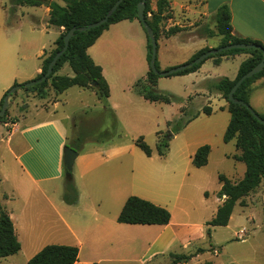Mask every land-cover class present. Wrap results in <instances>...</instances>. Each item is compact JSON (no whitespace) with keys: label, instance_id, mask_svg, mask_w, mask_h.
Instances as JSON below:
<instances>
[{"label":"crops","instance_id":"obj_1","mask_svg":"<svg viewBox=\"0 0 264 264\" xmlns=\"http://www.w3.org/2000/svg\"><path fill=\"white\" fill-rule=\"evenodd\" d=\"M51 1L63 4L61 0ZM167 1L169 14L159 25L160 35L156 41V60H159L161 64V71L186 63L201 49H214L219 46L221 36L217 34L216 28L214 30L213 27H207L206 24L212 20L215 25V14L222 5H226L229 9L234 36L256 40L264 45V0ZM6 2L7 0H0V101L3 94L14 84L32 81L41 73L43 58L54 48L55 40L64 30L63 27H56L48 23L49 8L46 5L14 6L13 4L8 5ZM155 9L154 0V7L151 6V10L155 11ZM15 13H19V15L14 16ZM148 15L150 14L148 13ZM197 19L202 20L205 28L197 31L198 26L191 29L186 27V24L190 25L191 21ZM135 24H139L144 30L136 19L122 20L109 25L95 43L87 49L93 62L101 68V74L108 86L109 95L104 101L98 99L95 92L88 88L72 86L58 94L50 88L47 96L54 97V101L46 107L40 106L41 111L45 112V116L39 121L24 127L19 126L17 121L12 123L8 130L5 128L7 122L0 124L8 134L4 140L5 147H3L6 152L5 156L13 160L9 166L11 169L10 190L2 191L4 194L1 199L5 203L4 206L1 205L9 214L20 244L19 251L0 258V264H27L32 256L44 246L51 244L76 246L78 259L74 264L125 263V261H130L127 259L128 254L150 234L154 235L147 251L151 247H161L171 228H176L177 235L182 233L189 235L192 229L201 231L207 227L206 223L214 217L218 206L222 203L223 199L217 198V203L214 206L208 204L205 207L204 201H202L203 206L200 207L188 205L185 202L187 201L186 197L183 198V194L180 192L174 196L177 205H173L172 209L176 210L173 212L167 204L158 202L160 200L147 198L140 194L139 197L168 209L171 214L169 223L166 225L118 223L116 217L124 204L122 188L126 185H122L120 190L117 188L118 178L115 174L117 166L112 162L119 155H129L130 151L134 152V148L137 147L125 142H93L90 145H78L76 147L78 150L74 149L78 152V156L72 166L71 179L77 191V200L74 204H66L63 201V183L66 182L63 147L69 137L73 135L74 130L66 122L70 118L69 115L65 114L62 117L57 112L62 100L65 99L66 104L73 107L71 115H74V118L88 113L101 114L111 123L114 122V126H121L124 130L126 128L120 120L124 115L133 116V111L136 110L139 117L141 116L143 119V116H147L145 113H149L148 109L160 108V106L162 109V106L167 105L170 109V117L163 119V126H165L160 127L159 121L155 123V129H157L155 134L158 141L157 133L168 131L167 123L177 119L181 115L180 110L184 108L186 111L190 110L189 105L194 104L195 101H201L198 102V107L195 109L194 114L197 116L184 127L183 132L196 120L205 116L201 110L204 104L211 108V113L215 110H227V103L215 85L223 78L233 81L241 63L250 57L248 53L229 54L222 56L218 63H215L214 58H207L194 72L176 76L177 83L180 85L179 92L163 88L157 89L160 93L172 95L173 101L170 103L150 102L134 88L138 80L145 78L149 69L147 39L144 36L146 32L138 33L139 29ZM174 26L181 30L165 36L164 33ZM22 28L24 31L21 30ZM24 35L25 39L19 41L18 37ZM130 35L134 36L138 48L133 47V38L131 39ZM114 58H119L120 62H123V71L114 75L113 79L112 74L107 70L113 68L110 63ZM127 61H135L136 64L127 66ZM54 75L73 76V72L66 62L57 69ZM157 84L158 80L156 87ZM32 96L39 98L34 92H32ZM263 96L264 77H261L249 85L248 103L253 110L260 107L259 100ZM43 99L40 98L39 102L42 100L41 103H43ZM171 117L172 120L169 119ZM20 119L26 120L27 118L20 115ZM182 131L173 134L172 138H178L183 134ZM205 135H207L205 138L209 137L210 133H205ZM2 136L3 134L0 135V137ZM209 140L194 144L191 150L185 146L182 153L186 152V164H191L192 168L201 171L208 166L213 153V146ZM215 140H217V144L220 141L218 138ZM232 142L234 144V140ZM172 143L169 141L165 156L161 157L155 153L160 159H155L154 153L149 157L143 153L146 156L144 158L138 153V162L132 161V167L134 164L139 170L138 175L142 173L146 177H152L153 170L157 171L161 177L160 171L164 165L161 163V158H166L171 153ZM204 144L209 145L207 163L196 168L192 164V157L195 151ZM236 151L237 153L234 155L239 154V150L236 149ZM156 160L159 161L156 162ZM108 163L112 165H107ZM94 171H98L96 180L93 178ZM171 178L174 182L175 180L179 182V190L186 182L189 187L203 192L205 201L209 198L204 188L207 182L201 173L195 174L192 180H186L181 169L177 168V175L169 176L170 180ZM62 179H64L63 182ZM106 179L109 181L108 189H94L93 186L97 183L101 184V181ZM6 180L5 177H0V190ZM219 184L221 187L220 182ZM250 194L244 197L247 200L246 206L248 201L253 200L258 194H264V180ZM242 199L237 201L235 206H240ZM248 219L252 221V218L248 217ZM231 220L232 214L228 224L220 227L230 228ZM216 228L218 227H211L210 235ZM254 232L249 227L242 225L238 230H233L223 242L215 241L210 247L212 257L205 264H264V254L260 247H257V249L260 248L259 250L254 248L255 252H251V255L248 254V250L243 248H237V252L228 250L232 244H253L256 240ZM237 234H239V239ZM188 242L186 241L183 246L188 245ZM85 247L91 249L94 258L83 259L82 252ZM160 252L161 250H155L149 255L146 254L147 256L144 254L143 261L155 257Z\"/></svg>","mask_w":264,"mask_h":264},{"label":"trees","instance_id":"obj_2","mask_svg":"<svg viewBox=\"0 0 264 264\" xmlns=\"http://www.w3.org/2000/svg\"><path fill=\"white\" fill-rule=\"evenodd\" d=\"M61 1L63 4L51 0H10L11 4L14 6L46 5L49 8L48 23L56 27H63L64 29L55 40L54 48L49 53H45L46 55L42 60L41 73L34 80L40 79L45 74L53 56L63 48V36L68 30L73 27L79 28L102 19L117 0ZM139 1L140 0H122L104 24L84 32L75 31L68 42L66 50L57 59L53 66L52 73L47 79L34 86L24 87L25 90L34 92L39 98H45L50 88L58 94L72 86H77L93 90L98 99L104 101L109 95L108 86L101 74V68L93 62L87 53V49L95 43L96 39L108 28L109 25L122 20H138L137 4ZM155 7V11H152L150 0H145L144 17L157 41L160 35L159 25L169 14L168 1L155 0ZM148 13L150 16H148ZM215 27L217 34L221 36V42L218 47L227 44L247 43L258 47V49H233L207 57L214 58L215 63H218L220 58L225 55L235 53L250 54V57L243 61L239 66L237 76L233 81L223 78L215 85V88L226 100L227 110L230 114V120L224 132L223 141L230 142L234 140L235 148L239 150V154L234 155L233 159L244 163L245 172L243 178L238 182H232L224 175H218V181L221 183L218 196L219 198H222L223 201L218 206L214 217L206 223L209 227L226 226L237 201L248 196L264 180V125L258 122L246 107L232 103L228 100V93L235 82L261 61L264 52V45L259 41L236 37L232 34L230 12L226 5L220 6L215 14ZM180 30L181 28L177 26L170 27L164 34L165 36H169ZM208 50V48L199 50L186 63L193 61ZM150 56L151 43L147 36V62L149 69L145 78L143 80H138L135 83L134 88L144 99L150 102L158 101L170 103L174 100L172 95L163 94L156 90V83L160 75L154 73L150 69ZM66 62L70 66L73 76H55L54 73L57 69ZM202 63L203 61L198 64H193L191 67L169 74L167 77L180 76L194 72ZM155 67L160 71L156 59ZM261 77H264V66L259 73L242 82L235 91L233 95L234 98L249 105V85L254 80ZM92 83L95 84L92 85ZM13 86H15V84ZM8 91L9 90L3 94L0 101V107ZM254 112L264 120L263 115L258 114L255 110ZM202 113L209 115L211 113V108L204 106L202 108ZM196 116L197 114L185 121L178 118L175 121L168 122L167 127L169 130L164 133H157V155L161 157L165 156L172 135L178 133ZM6 122L8 121L5 112V115L0 116V123ZM11 123H15V119L11 121ZM168 132L172 133L170 137ZM161 134L164 135V139L162 140L160 139ZM135 146H137L148 157L153 154L152 149L144 142L142 137L135 140ZM208 153V145L200 146L192 157L193 166L199 168L206 165ZM76 200L77 191L72 180L66 181L63 191V201L66 204H74ZM240 203H242V201ZM170 218V212L164 207H160L147 200L131 195L125 200L116 217V221L124 224L166 225L169 223ZM207 236H210L209 229H207ZM19 249L20 244L16 238L9 214L3 207H0V258L15 254ZM201 252H203V250L198 249L194 254L190 255L172 254L171 256L173 259L171 264L187 262ZM77 259L78 248L76 246L51 244L44 246L39 252L32 256L27 264H74ZM92 264L98 263L93 262Z\"/></svg>","mask_w":264,"mask_h":264},{"label":"rangeland","instance_id":"obj_3","mask_svg":"<svg viewBox=\"0 0 264 264\" xmlns=\"http://www.w3.org/2000/svg\"><path fill=\"white\" fill-rule=\"evenodd\" d=\"M6 3L8 5H11L10 0H7ZM150 4V6L154 7V0H150ZM18 15L19 13L14 14V16ZM135 25L137 29H139L138 33L144 34L145 31L142 30L139 24ZM186 25L188 29L198 26L197 31H200L201 29H203V27L205 28V24H203L201 19L191 21L190 25L189 23ZM206 26L213 27L212 29L214 30L216 28L212 20H210L206 24ZM24 29L27 32V28L25 25ZM21 30H23V28ZM144 36H146V34ZM25 37V35L19 36L18 40H23L25 39ZM132 38L133 47L138 48V44L134 40V36H131V39ZM145 38L147 39V36ZM156 62L159 70L161 71V64L159 63V60H156ZM135 64V61H127L126 65L131 66ZM110 66L113 68H108L107 72H110V74H112L111 77L113 79L115 77L114 75H118L121 71H123V62H120L119 58H114V60L111 61ZM176 79V76H160L158 79L156 90H161V88H163L172 92H179L180 85L177 83ZM25 83L26 82L18 84L16 83L15 86L17 85L19 86V88L8 99V107L6 109L8 122L5 126L7 130L10 129L12 124L11 121H13L14 119L15 122L18 121V124H20L19 126L22 127L34 124L35 122L39 121L45 116V112L41 111L42 109L40 108V106L46 107L48 104L54 101V97L48 95L43 99V103H41L42 100L41 102H39L40 98L32 96L31 91L25 90ZM259 101L261 102V105L259 108L256 107L255 111L260 115H264V96L261 97ZM198 102L195 101L194 104H190L188 108L191 109L188 111H186L185 108L183 110H180L181 115H179L177 119L180 118L181 120L185 121L189 117L193 116V114L196 112L195 109L198 107ZM204 106L206 105L204 104ZM71 110H73V107L67 105L65 99L61 101L57 109L59 116L64 117L65 114L69 115L70 118L66 122L74 130L73 135L69 137V140L66 145H64V147L68 146L72 149H75L78 145H90L93 142H125L130 145H135V140L139 137H142L144 142L152 149L154 153L153 157L155 159H160L156 155L157 136L155 132L157 129H155V123L156 121H159L160 127L163 126V119L168 118V116L170 117L169 106L164 105L162 106V109L161 106L160 108H150L148 109L149 113L144 112L147 116H143V119H141V116L139 117V114L136 110L133 111V116H130L128 114L124 115L123 119L121 117L120 120L121 122H123L126 130H124L121 126H114V122L111 123V121H108V119L104 118V116L101 114L93 115L92 113H88L85 115L82 114L80 117L76 116L74 118V115H71ZM20 115L26 116L27 119L21 120ZM169 119L172 120V117ZM177 119H173V121ZM229 119L230 114L227 110H215V112H212L209 115H205L202 118L196 120L186 130H184V132L182 130L185 128L181 129L183 134H181L178 138L173 139L171 137L170 141L173 142L171 153L166 158H161V163L164 164L160 171L161 177L159 176L160 174L157 171L153 170V175L151 174L152 177L147 176V178L142 173L141 175H138L139 170L134 164L132 167V161H134L135 163L138 162V153H140L143 158L146 156L137 147L134 148V152L133 150H131L129 155L122 154L117 156V158H115V160H113L114 162L112 163L116 164L117 166V170L115 173L118 178L117 188L120 190V188L123 187L122 185H126L122 188L124 190L123 202H125L127 197L131 195L139 197V195L141 194L146 196L147 198L160 200L158 202L167 204L169 208L171 207L170 210L176 212L175 209H172L173 205H177L174 196L176 193L181 192L183 194V198L186 197L187 201L185 202L188 205L192 204L193 206L200 207L203 206L202 201H204L205 207H207L208 204L214 206L217 203V198L219 199L218 194L220 190V184L218 182V175H224L232 182H238L243 178L245 172V165L233 159L234 154L237 153L233 142L223 141L224 130ZM6 129H2L0 125V135L3 134V136L0 137V177L3 176L7 179L2 186V190H0V207H2V205L5 203V201L1 199V196L4 194L2 193V191L4 192L10 190L11 169L9 166L13 163V160H10L7 158V156H5L6 152L3 148L5 147L4 140H6L8 136ZM121 129H123L124 131ZM205 133H210L209 137L205 138V136H207L205 135ZM207 138H209L210 140ZM216 138L220 139L218 144L216 143ZM160 139H164L163 134L160 135ZM204 140H209L211 142L213 146V153L208 166L201 171L192 168L191 164H186V152H182L184 151L185 146L187 149L191 150L194 144H197ZM158 161L159 160H156V162ZM139 163L142 164V162ZM107 165L112 164L108 163ZM177 168L181 169L182 174L186 176V180H192L195 174L201 173L202 177L207 182L204 185V188L206 189L209 197L207 201L204 200L205 196L203 192H199L193 187H189L186 182L182 184V187H180L179 190V182L177 180H175L174 182L172 178L171 180L169 179V176L171 177L177 175ZM131 170L135 172L132 171V174ZM93 173V178L96 180L98 171H94ZM63 181L64 179H62V182ZM63 186H65V183H63ZM93 187H95L94 189L97 190L108 189L109 181L108 179H106L105 181H101V184L97 183ZM246 202L247 200L246 198H244L242 199V203L240 204V206L243 207H240L239 205H236L234 207L232 220L230 222V228L218 227L209 237L207 236V229H209V231H212L211 227L209 226L203 228L201 231L199 229H192L189 235H187L186 233L177 235L176 228H171V230H169L168 236L164 240V244L161 245V247H151L149 249V252L147 251V248L149 247V244L151 243L154 235L150 234L144 239V241H141V244L138 247L134 248L132 252L128 254L127 259H130V261H125V263L119 264H171L173 259L171 256L172 254L190 255L194 254L198 249H203L204 252L199 253L198 255H196V257L194 256L195 258L191 261L188 260L187 262H180L178 264H205L212 257L210 247L214 244V242H223L230 236L233 230H238L242 225H245L246 227L252 229V231H255V242L253 244H232L231 246H229L228 250H235L234 252H237V248H243L248 250V254L251 255V252H255L254 248L257 249V247H260L262 248V253L264 254V194H258L253 200H251L250 202L248 201L247 206ZM176 214L178 215V213ZM248 217L252 218V221L251 219L247 220ZM237 238H240L239 234H237ZM186 241L189 242L188 245L184 247L183 244ZM155 250H161V252L151 259L143 261L144 254L149 255L152 252H155ZM82 256L85 260L94 258L93 252L88 247L84 248Z\"/></svg>","mask_w":264,"mask_h":264},{"label":"water","instance_id":"obj_4","mask_svg":"<svg viewBox=\"0 0 264 264\" xmlns=\"http://www.w3.org/2000/svg\"><path fill=\"white\" fill-rule=\"evenodd\" d=\"M122 2V0H117L113 6L109 9V11L106 13L105 17H103L102 19L95 21L93 23H90L88 25L76 28L73 27L70 30H68L65 35L63 36V42H64V46L63 48L58 51L53 58L51 59L47 70L45 72V74L37 80H32V81H28L24 84V87H31L34 86L36 84H39L41 82H43L44 80L47 79V77L52 73V69L53 66L55 65L57 59L61 56V54L66 50L67 46H68V42L70 40V38L73 36V33L75 31H87L93 28H96L102 24H104L108 17H110V15L112 14V12H114V10L117 8V6ZM144 9H145V0H140L137 4V19L139 21V23L142 25L143 29L145 30L150 43H151V56H150V61H149V66L150 69L156 73L159 74L162 77H166L169 74L172 73H176L179 72L181 70H184L186 68L191 67L193 64H198L202 61H204L207 57H209L210 55H215L224 51H228V50H233V49H258V47L251 45V44H247V43H236V44H227L224 46H220L214 49H209L207 52L201 54L200 56H198L197 58H195L193 61L189 62V63H184L181 64L179 66L173 67L171 69H168L166 71H158L155 67V59H156V52H157V43H156V39L153 36V32L150 29V27L148 26L145 17H144ZM264 66V52H263V57L261 59V61L259 63H257L253 68H251L249 71H247L244 75H242L236 82L235 84L232 86L231 90L228 93V100L232 103L244 106L248 109V111L253 115V117L260 122L261 124L264 125V120L262 118H260L255 112L254 110L247 105L246 103H244L241 100H238L236 98H234V93L237 90V88L242 84L243 81H245L246 79L252 77L253 75L259 73L262 68ZM95 83H92V85H94ZM19 88V86H13L12 88L9 89L6 97L4 98V101L0 107V116L5 115L6 109L8 107V99L10 98V96ZM169 136L172 135L171 132H168ZM78 156V152L68 146L63 147V167H64V177L66 181H71L72 179V166L74 163V160L76 159V157Z\"/></svg>","mask_w":264,"mask_h":264}]
</instances>
